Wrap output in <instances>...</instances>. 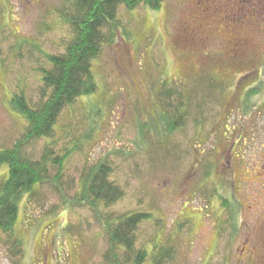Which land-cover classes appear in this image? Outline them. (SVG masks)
I'll use <instances>...</instances> for the list:
<instances>
[{"label":"rangeland","instance_id":"374dc122","mask_svg":"<svg viewBox=\"0 0 264 264\" xmlns=\"http://www.w3.org/2000/svg\"><path fill=\"white\" fill-rule=\"evenodd\" d=\"M64 7L0 0V149L27 128L11 95L22 88L38 101L37 67L45 53L64 52ZM115 19L114 36L92 61L95 89L65 106L55 125L54 155L81 149L48 166L23 196L18 246L0 232V264H120L108 233L132 211L152 216L137 231L139 248H170L161 264H264V0H163L157 9L119 6ZM163 88L185 102L191 95L192 105L185 127L166 138L151 128L165 109ZM50 140L25 142L23 157L38 160ZM100 160L111 162L110 179L124 194L95 211L75 197Z\"/></svg>","mask_w":264,"mask_h":264},{"label":"trees","instance_id":"16d2710c","mask_svg":"<svg viewBox=\"0 0 264 264\" xmlns=\"http://www.w3.org/2000/svg\"><path fill=\"white\" fill-rule=\"evenodd\" d=\"M162 1L64 0L65 10L59 16L71 28V36L65 44L63 53H45L44 65L37 67L40 74L38 101L34 102L32 98L30 100L22 88L11 95V106L27 121V128L24 137L12 147L0 149V168L5 164L8 167L6 178L0 180V232L6 235V240L14 241V246H18V241L14 238V226L18 217L19 202L23 196L28 195L38 184L41 185L48 166L55 165L60 168L63 160L73 150L81 149L82 142L76 144L75 149L67 147L61 154L54 155L55 140L52 138L55 125L65 106L73 103L80 95L95 89L92 80V61L101 51L103 44L110 41L115 34L118 26L115 19L118 7L134 9L144 6L157 9ZM205 12L210 14L206 10ZM164 89L160 91L159 98L165 102V109L160 110L159 121H153L151 127L156 137L160 138H166L167 135L185 127L192 106L191 95H187L185 102L184 94L170 88L165 91ZM255 92V86L248 87L246 104L250 102L249 98L255 95ZM262 109L264 110V103ZM199 125L201 121L195 119V128ZM152 130L149 129V132ZM42 138L51 140L45 144L41 157L35 161L23 157L21 153L23 144L32 139ZM112 171L113 167L108 160H100L89 166L81 178V188L75 200L95 211L101 206L108 207L119 201L124 191L110 179ZM209 172L210 170L205 175ZM210 190L214 192L215 188L212 187ZM219 198L221 206L229 210L226 198L222 196ZM150 217L151 214L146 211H132L115 217L108 238L110 244L122 253L120 264H161L163 258L171 254L169 247L162 248L157 241L151 248L157 249L156 255L153 254L154 251L148 253L146 248L137 246V231L140 224ZM149 255H153L151 262L146 261Z\"/></svg>","mask_w":264,"mask_h":264}]
</instances>
